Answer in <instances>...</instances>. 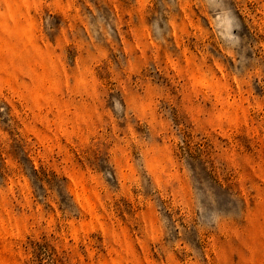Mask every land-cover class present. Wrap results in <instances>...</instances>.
Listing matches in <instances>:
<instances>
[{
    "label": "rangeland",
    "instance_id": "1",
    "mask_svg": "<svg viewBox=\"0 0 264 264\" xmlns=\"http://www.w3.org/2000/svg\"><path fill=\"white\" fill-rule=\"evenodd\" d=\"M0 264H264V0H0Z\"/></svg>",
    "mask_w": 264,
    "mask_h": 264
}]
</instances>
